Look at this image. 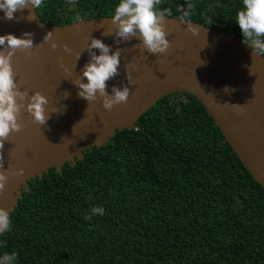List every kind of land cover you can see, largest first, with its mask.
<instances>
[{
    "label": "trees",
    "instance_id": "16d2710c",
    "mask_svg": "<svg viewBox=\"0 0 264 264\" xmlns=\"http://www.w3.org/2000/svg\"><path fill=\"white\" fill-rule=\"evenodd\" d=\"M117 2L43 0L37 12L63 25L110 16ZM188 2L187 20L241 38L234 24L241 0ZM157 7L179 17L186 0ZM136 124L61 172L31 179L0 253L15 251L17 264H264V187L203 104L172 93ZM94 205L102 216L90 214Z\"/></svg>",
    "mask_w": 264,
    "mask_h": 264
},
{
    "label": "water",
    "instance_id": "95a60500",
    "mask_svg": "<svg viewBox=\"0 0 264 264\" xmlns=\"http://www.w3.org/2000/svg\"><path fill=\"white\" fill-rule=\"evenodd\" d=\"M187 22L191 31L179 17L165 15L169 47L150 54L137 39L116 37L110 16L52 25L30 5L16 11L12 20L3 19L0 12V35L11 33L19 38L28 33L25 38L32 40L30 49L18 48L11 58L18 88L29 96L39 91L48 101L44 124L35 122L22 108L18 114L21 128L10 132L0 147V172L8 176L0 191V208L10 216L31 179L42 178L52 167L61 172L66 162L75 164L86 149L104 145L118 130L137 129L143 113L176 92L190 93L203 104L264 187V57L251 54L250 47L234 34ZM48 33L52 35L45 40ZM92 38L121 54L118 74L106 82L105 91L110 94L113 85L130 87L126 102L111 109L103 107L99 96L92 101L79 97L73 85L90 58L87 44ZM92 52L99 54L97 49ZM21 169L22 174H13Z\"/></svg>",
    "mask_w": 264,
    "mask_h": 264
},
{
    "label": "clouds",
    "instance_id": "9594fccd",
    "mask_svg": "<svg viewBox=\"0 0 264 264\" xmlns=\"http://www.w3.org/2000/svg\"><path fill=\"white\" fill-rule=\"evenodd\" d=\"M42 3L43 0H0V12L3 13V19L12 20L16 11L25 9L29 5L37 10ZM71 3L72 0H66V4ZM159 4L160 0H118L110 15L111 24L116 28L115 36L122 41L137 39L150 54L163 53L169 47L163 23L168 10H159L157 7ZM193 9V3L186 0V7L179 16V20L187 23L190 31L192 25L187 22V18L193 14ZM234 24L240 30L242 42L250 47L251 54L264 57V0H241V7L234 15ZM51 35L52 33H48L44 39L48 40ZM29 36L28 33L19 38L11 33L0 35V147L3 146V141L10 132L21 128L18 114L22 108H26L35 122L44 124L46 121L44 106L48 103L47 98L39 91L30 96L27 92L21 91L15 82L11 65V58L16 49L32 47L31 38H25ZM51 47L55 48L56 44L53 43ZM87 49L90 58L83 65L80 76L73 82L77 88V95L87 101L95 100L99 96L105 109L126 102L130 94L129 86L113 85L110 94L105 91L106 82L118 74L120 50L111 51L110 46L98 38H92L87 44ZM92 49L99 50V54L92 52ZM65 51L71 50L65 47ZM126 79L128 85H132L131 76L127 73ZM228 89L225 86L223 90ZM25 100H27L26 104ZM0 167L3 165L0 164ZM22 172L23 169L13 174L20 175ZM7 180L8 176L5 172H0V191L5 188ZM89 211L91 215L104 214L103 206L94 205ZM91 215H86L84 219L90 220ZM10 230L11 221L8 211L0 208V235ZM0 264H17V253L15 251L0 253Z\"/></svg>",
    "mask_w": 264,
    "mask_h": 264
},
{
    "label": "rangeland",
    "instance_id": "374dc122",
    "mask_svg": "<svg viewBox=\"0 0 264 264\" xmlns=\"http://www.w3.org/2000/svg\"><path fill=\"white\" fill-rule=\"evenodd\" d=\"M72 9H73V6L69 9V10H71L72 11Z\"/></svg>",
    "mask_w": 264,
    "mask_h": 264
}]
</instances>
